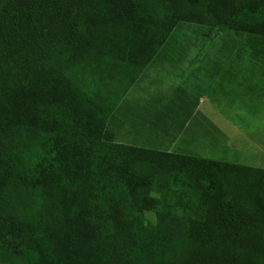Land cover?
Here are the masks:
<instances>
[{"label":"trees","instance_id":"obj_1","mask_svg":"<svg viewBox=\"0 0 264 264\" xmlns=\"http://www.w3.org/2000/svg\"><path fill=\"white\" fill-rule=\"evenodd\" d=\"M182 24L264 44V0H0V264H264V170L106 131Z\"/></svg>","mask_w":264,"mask_h":264},{"label":"crops","instance_id":"obj_2","mask_svg":"<svg viewBox=\"0 0 264 264\" xmlns=\"http://www.w3.org/2000/svg\"><path fill=\"white\" fill-rule=\"evenodd\" d=\"M181 30L114 106L106 131L119 145L264 170V67L246 66L240 52L264 60L263 41L206 28L201 42Z\"/></svg>","mask_w":264,"mask_h":264},{"label":"rangeland","instance_id":"obj_3","mask_svg":"<svg viewBox=\"0 0 264 264\" xmlns=\"http://www.w3.org/2000/svg\"><path fill=\"white\" fill-rule=\"evenodd\" d=\"M181 27H182V30L180 32L178 31L177 35H179V33H181L182 31H184L183 32L184 35L196 36L199 39V41L203 42L204 37H202L200 34L205 33L206 29L204 27L194 26V25H190V24H182ZM227 34L234 35L233 33H230V32L229 33L227 32ZM240 52H242V54L244 53L247 56L246 66H248V67H264V60L262 58H255L254 56H251L250 52L247 48L243 49L242 51L240 50ZM249 157L250 156H248V155L236 156L234 154H230L229 159L234 161V162L239 161V163L250 165V164H252V161L249 159ZM252 158H254V156H252ZM257 161H259V160L256 159V161H253V162L256 163Z\"/></svg>","mask_w":264,"mask_h":264}]
</instances>
